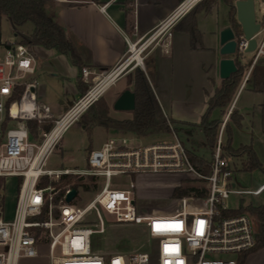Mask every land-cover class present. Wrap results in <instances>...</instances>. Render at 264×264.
Wrapping results in <instances>:
<instances>
[{
  "label": "built area",
  "instance_id": "1",
  "mask_svg": "<svg viewBox=\"0 0 264 264\" xmlns=\"http://www.w3.org/2000/svg\"><path fill=\"white\" fill-rule=\"evenodd\" d=\"M258 1L260 18H256V23L260 27L251 38L256 43L252 51L254 58L242 87L253 68L264 61V0ZM181 6L148 39L133 45L143 47L170 29L188 13L182 14ZM236 41L237 53L245 54L250 40L242 33L236 36ZM129 53L132 56L131 44ZM130 56L112 70L100 73L94 86L58 117L50 107L38 102V85L32 78L35 74L32 51L19 43L5 47L0 57V126L5 114L10 125L16 122L17 126L6 130L0 144V177L22 179V182L12 216L4 217V212L0 216V264H20L22 259L39 258H47L48 264H238L240 255L257 247V227L251 215L224 216L218 210L219 207L229 210L226 202L230 195L259 196L264 191V185L254 191L236 190L229 160L222 157L223 134L231 112L221 124L209 175L199 173L191 164L183 142L174 131L169 134L171 141L144 146L129 145L125 138H111L90 152L85 169H44L46 159L71 124L130 66L140 67L132 62L127 64ZM90 74V70L83 68V77ZM111 76L115 78L108 84L105 81ZM35 120L53 122L50 131L41 134L39 143L32 139L27 125ZM140 173L183 174L200 183L199 190H206V195L180 199V209L171 215L144 212L137 205L133 184L126 189L113 185L116 179ZM63 176L94 179L98 191L80 206L79 190L67 204L66 196L72 189L68 188L56 201L58 192L52 187H39L43 178L59 181ZM106 225L140 228L148 239L150 252L96 250L93 238L104 234ZM231 255L235 258L227 257Z\"/></svg>",
  "mask_w": 264,
  "mask_h": 264
},
{
  "label": "rangeland",
  "instance_id": "2",
  "mask_svg": "<svg viewBox=\"0 0 264 264\" xmlns=\"http://www.w3.org/2000/svg\"><path fill=\"white\" fill-rule=\"evenodd\" d=\"M235 2H233L235 7ZM255 15L256 18H260L259 14V1L254 0ZM229 6L224 2V0H216V7L210 14V18L213 20L219 19L227 21L229 18ZM236 11V9H235ZM33 29L32 24H27L24 28L25 31H31ZM177 33H174L176 36ZM0 35L3 40L14 42L16 40L14 29L10 21L5 17L0 15ZM154 45V44H153ZM152 45V46H153ZM148 47L143 53V66L133 68L130 66L126 72L119 78L117 84L111 88L106 97H110L111 93H114L116 90L125 88L132 91L134 88L132 85V79L135 78V71L137 69L146 72V66L144 60L149 55V50L151 47ZM202 52V51H199ZM205 52V51H204ZM3 55V51L0 49V57ZM130 56L129 50L123 61H125ZM197 60H202L205 63L204 69V78L206 82V88L212 90V80L218 81L219 78V66L218 58L220 56L211 55L207 53H202L197 55ZM239 60L241 64L245 67V77L250 71V66L252 64L254 53H245L239 54ZM164 65L168 67V70L172 66V58L163 59L160 57ZM260 66L264 65V61H261ZM258 66V65H257ZM254 69V68H253ZM252 72L246 85L244 91L237 98V107L240 113L244 117V122L242 127L231 126V137L232 142L231 146L233 149L239 148L241 145H251L255 151L259 161L264 166V130L261 127V104L263 102L264 96L261 93H256L252 90ZM152 74V71L150 72ZM207 78V79H206ZM186 78L185 83L181 85L172 86V84L164 87L163 103L165 105L166 112L170 113V107L174 109V115L171 116L172 120L177 121L181 117L187 118L191 124L198 125L200 123L202 115L206 112V104L203 103L204 92L202 88H199L198 77L195 80L194 77H191L190 80ZM220 79V78H219ZM243 79V80H244ZM99 78L97 79V81ZM242 85V84H241ZM56 86H59L56 84ZM179 87V91L174 92V88ZM69 93V92H67ZM159 93L163 95L162 92ZM104 98V97H103ZM173 99V100H172ZM64 101V106L62 112H57L58 117H61L65 110L72 106L71 102L66 100V95H63V98H55L52 103H46L44 105L49 106L51 111H56L60 107V103ZM235 100H233L234 102ZM232 104L226 109L224 115H219L215 113L213 117H219L222 119V122L225 120L227 113L230 111ZM173 105V106H172ZM184 107V108H183ZM235 110V109H233ZM179 113V114H178ZM110 116L114 119H132L133 112L131 111H118L114 107V103L110 105ZM6 119V114L4 115ZM48 121V120H47ZM46 121V123H47ZM45 121L38 124L41 126L39 132L34 141L40 142L41 134L46 132L43 130V125L46 124ZM87 121H83L82 115L71 124V126L63 134L62 139L54 147L52 153L48 156L45 161L44 169L46 170H58V169H85L88 165L89 154L92 150L99 149L106 141L111 138L122 139L125 138L129 140V145L133 146H144L153 144L156 142L171 141L172 136L169 134H157V135H147V136H137L133 133H120L108 131L104 126H94V127H85ZM228 123V121H227ZM8 123L7 128L2 132L0 126V144L5 138L6 130L12 127H16L17 123L14 122L13 125ZM221 128V127H220ZM179 139L186 143L187 136L185 134H179ZM193 140L199 142L203 141V136L200 131H196L192 136ZM227 140V135L225 136ZM207 153V152H206ZM204 154V156L211 160V155ZM4 198H5V208H4V217L10 218L13 214L15 201L17 193L19 191V180L15 178H4ZM50 182H58L56 179L47 178ZM77 180L73 177L72 184H85L90 186V190H84L83 187H80L79 193L80 198L77 199L78 205L85 204L88 200L92 199L98 191V185L93 188L90 185V182L83 178L81 182H76ZM233 183L236 184V190L243 191H254L259 188L264 183V174L260 170H254L251 172L235 171L233 172ZM130 184L135 186L136 201L138 207H140L144 212L155 211L159 215H171L177 212L180 209V199L173 198V192L178 187H197L200 188L201 184L191 180V178L186 177L183 174L175 173H140L133 174L130 176L122 177L120 179L114 180L113 185H118L120 189L129 188ZM205 196V195H203ZM264 199V191L261 195H249V194H234L230 195L227 199L226 206L229 209L235 210L238 209L241 205L248 206L249 204L259 205ZM254 219V218H253ZM254 223L257 227V220L254 219ZM94 246L96 250H100L105 253L123 251L131 253L133 251H147L150 252V246L147 237L144 232L138 227L134 226H119V225H106V232L101 235H95ZM226 257V256H225ZM229 258H235V256H227ZM20 264H48L47 258L39 259H22Z\"/></svg>",
  "mask_w": 264,
  "mask_h": 264
},
{
  "label": "crops",
  "instance_id": "3",
  "mask_svg": "<svg viewBox=\"0 0 264 264\" xmlns=\"http://www.w3.org/2000/svg\"><path fill=\"white\" fill-rule=\"evenodd\" d=\"M185 1L55 0L57 19L65 30L66 42L68 45H74L77 48L85 64L84 68L90 70L91 74L88 77H83L67 55H62L54 50H47L40 46L33 47L35 74L32 78L37 81L38 102L41 104L52 103L55 98L60 99L63 98V95H66V100L73 105L82 97L79 91V79L87 84H95L100 77V73L110 71L123 62L129 50V44L133 45L140 40L144 42L148 39L152 32L174 14ZM215 7L216 0L212 10H202L196 15V25L201 34V48L193 49L190 35L182 29L180 21L186 14L148 46L150 47L154 44L147 56V58L153 57L154 64L152 74H147V76L164 115L171 120V116L174 115V109L170 107V113L165 110L166 107L163 103V98L165 97L164 87L169 84H172V86L181 85L185 83L186 78L190 80L191 77H194L197 80L198 77V86L204 92L203 103L208 107L210 97L214 94L215 89L220 86L221 80L218 78V81L212 80L213 87L211 91L206 88L204 78L205 63L202 60H197V55L202 53L217 55L219 51V33L223 28L231 26L230 15L227 21L222 19L212 21L210 14ZM31 31L25 32L28 34ZM174 33H177L176 36ZM0 41L1 43L7 42L2 37ZM17 42L16 38L14 42L9 43ZM0 49L4 53L5 47L0 46ZM160 57L163 61L172 58L171 71L164 65ZM220 59L221 57L217 61L218 66ZM118 80L119 78L101 96L104 97L109 106V115L110 105L115 103L119 95L126 90V87L118 89L111 93L110 97H106ZM56 84L59 86H56ZM244 87L240 86L234 98L235 101L227 115L233 109L240 113L237 107V98L245 90ZM159 90L163 95L159 93ZM177 90H180L178 86L174 88V92ZM63 106L64 101L60 103V107L53 113L57 115V112H62ZM178 117L176 118L178 122L191 124L187 118L181 117L178 119ZM107 130L127 133L115 129ZM263 185L264 183L260 187ZM244 264H264V247L250 252Z\"/></svg>",
  "mask_w": 264,
  "mask_h": 264
},
{
  "label": "trees",
  "instance_id": "4",
  "mask_svg": "<svg viewBox=\"0 0 264 264\" xmlns=\"http://www.w3.org/2000/svg\"><path fill=\"white\" fill-rule=\"evenodd\" d=\"M235 0H224L229 6L230 25L233 28L235 35L240 36L243 32L236 20V11L234 7ZM215 5V0H201L197 3L180 21L182 29L190 35L191 47L193 49L201 48V34L196 25V15L202 10H212ZM55 0H0V15L5 16L11 23L14 34L18 40L17 43L27 46L31 51L33 47L40 46L47 50H54L59 54L67 55L71 63L78 68L82 74L85 67L77 48L74 45H68L65 37V30L57 19ZM32 24L31 33H26L24 28L27 24ZM1 40V35H0ZM11 43L8 41L1 43L0 46L9 47ZM239 55V54H238ZM235 59L238 65V72L228 80H221L220 86L215 89L214 94L208 101V107L205 114L201 118L198 125L178 122L166 117L160 107V104L155 96L154 90L148 79L154 64L153 57H148L144 60L146 72L137 69L135 78L132 79L133 89L135 94V109L132 119H114L109 115V106L103 97H100L91 107L83 114V121H87L85 127L104 126L106 129H115L124 132H130L137 136L170 134L174 131L177 135L180 133L187 136L186 143L183 144L188 152L189 160L195 169L203 174L211 173V163L204 154L207 152L213 156L217 144V139L222 124V119L213 117L215 113L224 115L226 109L232 104L241 83L245 77V67L241 64L239 56ZM249 82V81H248ZM252 88L250 90L261 93L264 96V65L255 66L252 72ZM94 84L84 83L79 79V91L81 96H84ZM22 92V88L20 89ZM47 121V120H46ZM45 121V123H46ZM243 116L233 110L228 118V123L225 126L223 141H222V157L229 160V169L232 172L243 171L251 172L260 170L264 174V166L259 161L255 151L251 145H241L237 149L231 146V126L242 127ZM9 123L6 117L2 132L7 128ZM32 139L38 135V121H29L27 123ZM53 122L48 120L43 125V130L50 131ZM261 127L264 130V99L261 104ZM200 131L203 136V141L191 139L196 131ZM1 132V133H2ZM227 135V140L225 136ZM179 137V136H178ZM206 153V154H207ZM73 177L81 182L83 178L75 176H63L58 182H50L47 178H43L39 183V187H52L53 191L58 192L56 201H58L64 192L70 188L78 192L80 187L84 190H90V186L83 184H72ZM22 179H19V185ZM89 182L95 188L94 179ZM4 183L5 179L0 177V216L4 212ZM206 195V190L200 191L197 187H178L173 192V198L182 199L191 196ZM218 210L224 216L238 215L247 213L257 220V236L258 245L250 252L264 247V199L261 204H249L248 206L241 205L238 209ZM244 253L239 256L238 264H244L246 257L250 253Z\"/></svg>",
  "mask_w": 264,
  "mask_h": 264
},
{
  "label": "water",
  "instance_id": "5",
  "mask_svg": "<svg viewBox=\"0 0 264 264\" xmlns=\"http://www.w3.org/2000/svg\"><path fill=\"white\" fill-rule=\"evenodd\" d=\"M236 20L240 25L246 40H250L246 53L252 52L256 43L251 40L252 36L259 30V24L256 23L254 0H236ZM219 78L228 80L232 75L238 72V65L235 57L237 53L236 35L231 26L223 28L219 33ZM118 111H131L135 109V94L129 90H124L114 103ZM77 191L72 189L66 196V203L70 204L76 197Z\"/></svg>",
  "mask_w": 264,
  "mask_h": 264
},
{
  "label": "bare ground",
  "instance_id": "6",
  "mask_svg": "<svg viewBox=\"0 0 264 264\" xmlns=\"http://www.w3.org/2000/svg\"><path fill=\"white\" fill-rule=\"evenodd\" d=\"M199 2V0H186L181 8L180 11L181 13H185L186 11H189L195 4H197ZM152 40H150L148 43L144 44L143 47H138L135 45H131L132 48V56H130V60L127 62V64L129 65L131 62L134 65H138V66H142V52L143 50L151 43ZM115 78V76H111L109 78H107V80L105 82L112 83L113 79ZM17 110V107L14 106L13 107V113H15ZM35 171H32V173H34Z\"/></svg>",
  "mask_w": 264,
  "mask_h": 264
},
{
  "label": "snow or ice",
  "instance_id": "7",
  "mask_svg": "<svg viewBox=\"0 0 264 264\" xmlns=\"http://www.w3.org/2000/svg\"><path fill=\"white\" fill-rule=\"evenodd\" d=\"M200 223H201V225H202V224H203V221H201ZM174 227L178 228L179 225H175ZM157 228H159V225H157ZM198 234H202V232H199ZM166 250H167V249H166ZM166 264H168V262H166Z\"/></svg>",
  "mask_w": 264,
  "mask_h": 264
}]
</instances>
